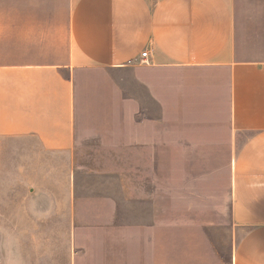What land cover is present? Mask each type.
I'll list each match as a JSON object with an SVG mask.
<instances>
[{
	"label": "crops",
	"instance_id": "0c3cea01",
	"mask_svg": "<svg viewBox=\"0 0 264 264\" xmlns=\"http://www.w3.org/2000/svg\"><path fill=\"white\" fill-rule=\"evenodd\" d=\"M241 32L236 0H0V217L63 205L71 224L87 74H126L123 120L225 130L235 243L217 264H264V41L254 56Z\"/></svg>",
	"mask_w": 264,
	"mask_h": 264
},
{
	"label": "rangeland",
	"instance_id": "374dc122",
	"mask_svg": "<svg viewBox=\"0 0 264 264\" xmlns=\"http://www.w3.org/2000/svg\"><path fill=\"white\" fill-rule=\"evenodd\" d=\"M236 10L245 41L254 42L250 51L261 56L264 0H236ZM127 81L126 74H87L88 148L77 155L71 224L63 205L42 223L16 218L17 204L4 202L9 216L0 217V264L228 260L235 243L234 155L225 130L218 123L208 134L190 123L172 121L160 128V123L123 120L128 117Z\"/></svg>",
	"mask_w": 264,
	"mask_h": 264
},
{
	"label": "built area",
	"instance_id": "2783aa9c",
	"mask_svg": "<svg viewBox=\"0 0 264 264\" xmlns=\"http://www.w3.org/2000/svg\"><path fill=\"white\" fill-rule=\"evenodd\" d=\"M142 58L145 60V62L147 61V58H148V56H149V51L148 50H146V51H144L143 53H142Z\"/></svg>",
	"mask_w": 264,
	"mask_h": 264
}]
</instances>
